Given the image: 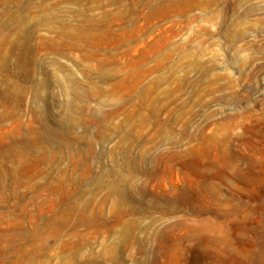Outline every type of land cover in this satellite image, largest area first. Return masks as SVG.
<instances>
[{
  "label": "rangeland",
  "instance_id": "1",
  "mask_svg": "<svg viewBox=\"0 0 264 264\" xmlns=\"http://www.w3.org/2000/svg\"><path fill=\"white\" fill-rule=\"evenodd\" d=\"M0 264H264V0H0Z\"/></svg>",
  "mask_w": 264,
  "mask_h": 264
}]
</instances>
